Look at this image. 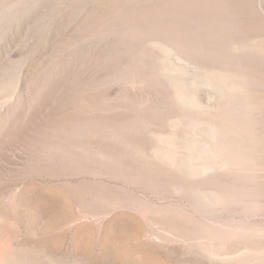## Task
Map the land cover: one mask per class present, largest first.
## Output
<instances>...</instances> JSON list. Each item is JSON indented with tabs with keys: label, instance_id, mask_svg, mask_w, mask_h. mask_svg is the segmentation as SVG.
Segmentation results:
<instances>
[{
	"label": "rangeland",
	"instance_id": "rangeland-1",
	"mask_svg": "<svg viewBox=\"0 0 264 264\" xmlns=\"http://www.w3.org/2000/svg\"><path fill=\"white\" fill-rule=\"evenodd\" d=\"M216 1L0 0V264H264V0Z\"/></svg>",
	"mask_w": 264,
	"mask_h": 264
},
{
	"label": "bare ground",
	"instance_id": "bare-ground-1",
	"mask_svg": "<svg viewBox=\"0 0 264 264\" xmlns=\"http://www.w3.org/2000/svg\"><path fill=\"white\" fill-rule=\"evenodd\" d=\"M204 2V1H203ZM208 2V1H207ZM215 2H217L216 0H215ZM205 3H206V0H205ZM214 3V2H213ZM218 3H220V2H218ZM211 4H212V2H211ZM216 4V3H215ZM264 5V4H263ZM263 5H261V6H263ZM203 7V6H202ZM211 7V6H210ZM210 9V8H209ZM238 22V21H237ZM164 35V34H163Z\"/></svg>",
	"mask_w": 264,
	"mask_h": 264
}]
</instances>
